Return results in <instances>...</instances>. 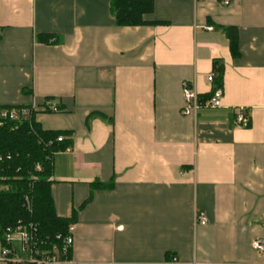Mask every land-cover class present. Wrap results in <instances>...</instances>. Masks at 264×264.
<instances>
[{
    "label": "crops",
    "instance_id": "obj_1",
    "mask_svg": "<svg viewBox=\"0 0 264 264\" xmlns=\"http://www.w3.org/2000/svg\"><path fill=\"white\" fill-rule=\"evenodd\" d=\"M111 1L0 0V107L35 104L71 142L51 178L68 264H264V0H154L146 18L168 24L142 26L116 25ZM215 60L221 106L183 115V84L209 94Z\"/></svg>",
    "mask_w": 264,
    "mask_h": 264
},
{
    "label": "trees",
    "instance_id": "obj_2",
    "mask_svg": "<svg viewBox=\"0 0 264 264\" xmlns=\"http://www.w3.org/2000/svg\"><path fill=\"white\" fill-rule=\"evenodd\" d=\"M154 12V0H112L111 13L118 26L164 25L167 21L150 20L146 17ZM230 40L234 57L239 55L238 29L224 28ZM50 35H39L44 43L54 42ZM215 86H223L224 63L215 60ZM212 91L201 96L206 101ZM23 106H3L2 111H19L15 118L0 115V234L3 239L7 227H14L20 221L35 222L39 226L40 248L60 245L57 235H65L73 219L57 214L51 193L53 158L55 153L71 145L69 139L59 142L62 131L46 130L35 120L37 111L29 116L22 115ZM40 166V169L37 166ZM111 186V184L109 185ZM94 187L105 188L96 182ZM25 196L32 201V211L24 205Z\"/></svg>",
    "mask_w": 264,
    "mask_h": 264
},
{
    "label": "built area",
    "instance_id": "obj_3",
    "mask_svg": "<svg viewBox=\"0 0 264 264\" xmlns=\"http://www.w3.org/2000/svg\"><path fill=\"white\" fill-rule=\"evenodd\" d=\"M224 5H229L231 0H220ZM211 29V27H208ZM215 73L208 74L207 79L214 84L212 94L206 101H202L200 94L196 88L185 82L183 84L184 105L181 109L183 115L195 116L199 108L203 105L210 107H219L222 104L224 91L222 86H215ZM39 106L33 104L23 106L20 113L25 116L32 114V111L39 110ZM42 108L46 111L59 112L60 108L47 102ZM1 117L15 118L19 115V111L12 109L11 111L4 110L1 112ZM236 121L243 127H248L250 119L245 113H239ZM66 137L60 135L57 140L63 141ZM40 169V166H37ZM24 205L32 211V201L29 196H25ZM195 223L205 225L207 223V216L204 211H196ZM75 225L70 224L65 235L59 234L57 238L61 241L60 245H55L52 248H40L39 241V226L35 222H19L14 227H7L4 231L3 239L0 234V260L6 264H68L70 262V255L75 243ZM17 240L22 245V250L29 254L28 259H23L17 255L16 248L13 242ZM253 248L264 256V238H259L253 241ZM194 264H212V263H197ZM217 264V263H213ZM224 264V263H218Z\"/></svg>",
    "mask_w": 264,
    "mask_h": 264
},
{
    "label": "rangeland",
    "instance_id": "obj_4",
    "mask_svg": "<svg viewBox=\"0 0 264 264\" xmlns=\"http://www.w3.org/2000/svg\"><path fill=\"white\" fill-rule=\"evenodd\" d=\"M13 244H14V247H16V252L18 256H20L23 259L29 258V254L22 250V245L19 241L15 240Z\"/></svg>",
    "mask_w": 264,
    "mask_h": 264
}]
</instances>
